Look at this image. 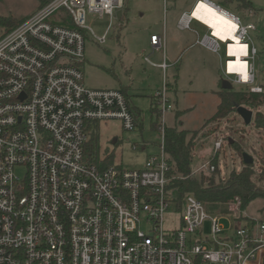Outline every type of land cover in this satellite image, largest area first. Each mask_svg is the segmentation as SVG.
<instances>
[{
  "label": "built area",
  "instance_id": "built-area-1",
  "mask_svg": "<svg viewBox=\"0 0 264 264\" xmlns=\"http://www.w3.org/2000/svg\"><path fill=\"white\" fill-rule=\"evenodd\" d=\"M200 1L225 10L210 0L196 4ZM125 3L52 0L0 35V264H264V220L249 217L240 198L228 204L238 214L228 218V227L224 216H209L194 196L182 210L168 199L172 164L164 115L173 107L166 81L156 95L160 153L132 170L87 159L93 123L118 120L125 131L139 126L123 91L88 88L81 69L85 32L104 45L114 22L121 25L116 13ZM89 14L110 16L104 35L87 26ZM232 16L247 43L254 26ZM193 20L184 14L179 27L190 29ZM209 37L202 44L214 51L220 42L226 45V74L252 84L250 65L252 81L241 82L227 69L234 59L229 44L211 30ZM151 41L162 45L158 35ZM251 91L263 89L251 85ZM214 149H223L222 139ZM214 170L208 162L197 172ZM169 210L182 214L178 230L166 229Z\"/></svg>",
  "mask_w": 264,
  "mask_h": 264
},
{
  "label": "rangeland",
  "instance_id": "rangeland-1",
  "mask_svg": "<svg viewBox=\"0 0 264 264\" xmlns=\"http://www.w3.org/2000/svg\"><path fill=\"white\" fill-rule=\"evenodd\" d=\"M210 1L221 6L219 0ZM250 1L253 4L252 10H239L236 5L221 7L236 16L241 25L254 26V29L248 30L245 39L250 48L249 62L254 77L252 84L236 83V76L226 74L228 57L226 45L222 42L218 51L211 49L212 54L205 52L207 57L205 67L197 72L185 69L179 80L173 77L171 71L163 79V74L151 70V64L145 57H148L151 63L158 60L152 55L150 36L153 33L163 36V25L171 27L169 17L173 11L183 9L191 13L197 0H130L127 18L121 19V11L116 13V17L121 20V25L119 21L114 22L104 45L98 44L89 30L85 32V62L81 65L84 84L88 88L97 90L128 88L132 108L138 107L142 111L141 123L134 131H125L118 120L100 123L102 159L110 155L114 165L132 170L142 168L149 155L161 152L156 146L162 142L161 132L152 126V123L159 122L160 118L152 112L151 108L156 101L157 92L163 89L166 81L173 110L164 115L165 123L167 127L178 126L179 130L190 131L188 139L194 141L193 172L200 174L197 172L198 169L216 156L219 157L218 165L222 178L227 177L232 170L239 171L242 168V158L235 148L229 146L230 142L238 143L243 156L244 154L251 156L256 169L260 170L262 164L258 153L264 158V134L257 131L254 117L257 111L264 113V108L252 110L246 107L253 111L252 122L249 125L236 112H232L220 122L207 124L218 109L217 92L222 89L220 80H230L234 91L251 85L264 87V0ZM39 5L40 0H0V18L13 17L17 20L28 18L37 11ZM164 8H166L165 23L162 17ZM110 24V16L90 14L87 16V26L99 36L107 32ZM191 27L200 33L201 43L195 49L200 51L203 49L204 37L210 35V29L197 20ZM7 29H9L7 25L0 24V35ZM190 42L196 45L195 39H191ZM167 50L168 41L165 48H162L157 55H163ZM188 54H183L184 61ZM115 139L117 143H113ZM219 139L223 140V149L215 153L214 145ZM143 142L151 145L142 150L140 145ZM135 145L139 148L135 149ZM204 207L209 216H224L223 222L227 227L229 226L228 218L233 219L238 215L228 204L213 203L205 204ZM245 212L249 217L264 220V201L258 199L252 202ZM181 217V213L169 210L166 213V229L178 230Z\"/></svg>",
  "mask_w": 264,
  "mask_h": 264
},
{
  "label": "trees",
  "instance_id": "trees-1",
  "mask_svg": "<svg viewBox=\"0 0 264 264\" xmlns=\"http://www.w3.org/2000/svg\"><path fill=\"white\" fill-rule=\"evenodd\" d=\"M51 1L40 0L38 10ZM220 2L225 8L236 5L239 10L253 9V4L250 0H220ZM26 19L17 20L13 17L0 18V24H5L12 30L21 25ZM66 23L71 27L74 26L70 22ZM261 87L263 91L260 93L252 92L251 86L238 91L221 90L218 92L220 104L217 112L210 118L207 124L226 119L232 112L237 113V109L240 106L248 107L252 110H258L261 107L264 108V87ZM126 97L128 99L127 95ZM129 105L139 125L141 123L142 111L132 108L130 102ZM151 110L160 118L161 114L157 101L152 104ZM254 121L257 131L264 134V113L257 111ZM99 126L100 123H93L92 131L85 147L86 156L92 163L109 167L113 165V158L110 155H107L104 159L101 158ZM152 126L158 130V122L152 123ZM189 134L190 131L179 130L178 126L166 128V147L167 152L171 156L172 164L170 172L171 180L167 187L168 199L174 202L178 210H182L188 196H194L204 204H229L235 202L237 198H240L241 209L243 211L258 199L264 201V158L260 153H258V157L262 165L259 168L260 170H257L255 162L253 164H246L244 162L243 151L240 145L230 142L229 146L235 148L242 158V168L239 171L232 170L227 177L222 178L218 165L219 157L216 156L210 161L211 165L215 166L213 172L194 174L192 169V164L195 159L193 155L194 141L188 139Z\"/></svg>",
  "mask_w": 264,
  "mask_h": 264
},
{
  "label": "crops",
  "instance_id": "crops-1",
  "mask_svg": "<svg viewBox=\"0 0 264 264\" xmlns=\"http://www.w3.org/2000/svg\"><path fill=\"white\" fill-rule=\"evenodd\" d=\"M129 2H130V0H126L125 8L123 11H121L122 12L121 19H123V20H125L127 18V13H128V10L130 9L129 8ZM219 4L221 6H223V4L221 2H219ZM194 7H195V5H194ZM191 13H188L187 10L175 9L173 11L171 17H169L170 19L168 18L171 22V27H167V26L165 27L163 25V28H162L163 36H160L156 33H153L150 36L149 44L152 46V53H153L152 55H154V57H156L158 61L151 63L148 57H145V59L148 63L151 64L150 68L152 71L163 74V79L165 78L166 74L169 71H171L173 73V77H175L176 80H179L181 78V75L185 71V69H187V71L188 70L195 71V72L199 71L202 67L206 66L207 57H205V52H210L212 54V52L210 51L211 49L204 47L203 44H202L203 49H200V51L195 50V49H197V45L201 43L200 42V33L197 30L192 29L191 26H190V29H181L179 27V22H180L181 17L184 14H191ZM162 17H163V23H165L166 8H164V13H163ZM117 19H118V17H117ZM194 21H196V20H193L192 23ZM120 22H121V20H120ZM192 23H191V25H192ZM154 35H158L162 38V45L161 46H153L152 45L151 38ZM205 38H206V36L204 37V39ZM191 39L196 40V45L194 43H191V42L189 43V41ZM167 41H168L167 52H164L163 55H157L160 52V50H162V48H165V44ZM184 53H186V54L189 53L187 58L185 59V61L183 59ZM164 63H166V65H167L166 69L162 68V64H164ZM249 65H250V63H249ZM220 82H222V80H220ZM115 89L119 90L118 88H115ZM121 91H123L128 96L129 102H130V104H132V99H131V96L129 93V89L128 88H121ZM218 92H217V95H218ZM219 104H220V98H219ZM219 104H218V106H219ZM133 108L140 109V108L134 107V106H133Z\"/></svg>",
  "mask_w": 264,
  "mask_h": 264
},
{
  "label": "bare ground",
  "instance_id": "bare-ground-1",
  "mask_svg": "<svg viewBox=\"0 0 264 264\" xmlns=\"http://www.w3.org/2000/svg\"><path fill=\"white\" fill-rule=\"evenodd\" d=\"M191 15L206 25L214 37L229 44L228 54L234 59L228 61V72L239 75L241 82H251L252 76L247 61L250 55L249 46L242 41L237 19L206 1L198 2Z\"/></svg>",
  "mask_w": 264,
  "mask_h": 264
},
{
  "label": "water",
  "instance_id": "water-1",
  "mask_svg": "<svg viewBox=\"0 0 264 264\" xmlns=\"http://www.w3.org/2000/svg\"><path fill=\"white\" fill-rule=\"evenodd\" d=\"M208 38H210V37H208ZM233 88H234V86L230 80L222 79V89L223 90L231 91V90H233ZM237 113L244 119L246 124H248V125L251 124L252 118H253V111L252 110H249L246 107L240 106L237 109ZM116 142H117V139H115L113 141V143H116ZM243 158H244V162L246 164H253L254 163L253 158L251 156H249L248 154H244Z\"/></svg>",
  "mask_w": 264,
  "mask_h": 264
}]
</instances>
